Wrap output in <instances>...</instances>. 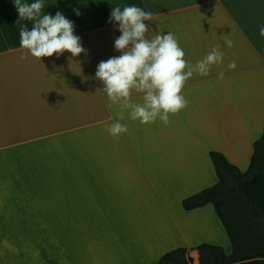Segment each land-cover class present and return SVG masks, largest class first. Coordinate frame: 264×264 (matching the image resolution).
Wrapping results in <instances>:
<instances>
[{"label":"crops","instance_id":"0c3cea01","mask_svg":"<svg viewBox=\"0 0 264 264\" xmlns=\"http://www.w3.org/2000/svg\"><path fill=\"white\" fill-rule=\"evenodd\" d=\"M43 5L42 14L59 11L74 23L86 51L21 59L19 30L33 22L17 24L14 0H0V264H159L178 249L200 260L204 245L231 256L214 206L188 211L183 201L219 182L211 152L246 172L263 137L264 0ZM130 5L154 14L148 38L172 32L189 63L216 46L224 57L207 76L189 78V103L167 126L125 113L128 131L113 138L105 126L120 110L97 91L95 72L121 54V33L108 21L114 7ZM131 99L142 103L141 94Z\"/></svg>","mask_w":264,"mask_h":264},{"label":"clouds","instance_id":"9594fccd","mask_svg":"<svg viewBox=\"0 0 264 264\" xmlns=\"http://www.w3.org/2000/svg\"><path fill=\"white\" fill-rule=\"evenodd\" d=\"M18 13L17 24L22 20L33 22L31 30L21 25L19 30V47L24 50L21 59L30 55L36 60L59 57L67 52L71 57L85 53L80 37L74 34V23L61 12L55 16L42 14L43 0L23 3L14 0ZM79 16L78 10H75ZM154 14L142 8L130 5L123 9L117 6L111 10L109 23L118 26L121 35L115 39L114 48L121 54L113 56L97 65L95 79L103 85L109 107L118 106V120L106 125V131L113 138L128 131V126L120 121L127 117L141 125L155 123L157 119L165 126L170 123V115L178 114L188 105L182 95L185 83L194 74L207 76L213 65L223 62L224 53L219 46L213 47L202 59L189 63L184 59V50L179 46L172 32L156 34L148 38L146 33L150 26L145 21H152ZM259 35L264 38V26H260ZM227 47L232 41L225 39ZM229 70L236 68V61L227 65ZM224 73L220 72L219 79ZM133 92L141 94L142 103L133 102Z\"/></svg>","mask_w":264,"mask_h":264},{"label":"rangeland","instance_id":"374dc122","mask_svg":"<svg viewBox=\"0 0 264 264\" xmlns=\"http://www.w3.org/2000/svg\"><path fill=\"white\" fill-rule=\"evenodd\" d=\"M258 160L246 179L251 180L255 174L264 176V141L259 144ZM223 194L225 201L220 198V208L225 214V221L235 238L237 256H255L264 252V210L252 203L239 187L234 175L223 172ZM222 201V203H221ZM199 260L190 253L176 255L174 262L165 264H228L220 252L206 251ZM258 264L264 263V258L258 259Z\"/></svg>","mask_w":264,"mask_h":264},{"label":"trees","instance_id":"16d2710c","mask_svg":"<svg viewBox=\"0 0 264 264\" xmlns=\"http://www.w3.org/2000/svg\"><path fill=\"white\" fill-rule=\"evenodd\" d=\"M263 141H264V134L262 139L255 145V154L253 156L251 166L246 172H241L236 166L229 163L223 155L217 152H211L210 157L214 163L219 182L215 186L205 189L200 193L190 198H187L183 201V207L185 210L188 211L196 208L204 207L208 204H212L214 206L234 246V251L231 256L226 257L222 253L224 259L228 261V264H258L260 262L258 259L264 258V252L257 253L255 256H249V255L237 256L235 238L230 230L229 224L225 221L224 218L225 214L221 210L220 202L218 201L219 198L222 201H225V199L221 197L224 191L222 187H223V177H224L223 172H225L227 174L234 175L239 183L238 184L239 187L241 188L243 193L247 196V198L252 203L257 204L261 209L264 210V176L261 174H255L251 180L246 179V176H248L251 173L252 169L254 168L258 160V155H259L258 147L259 144ZM203 248H208L210 249L211 252H215L216 249V247L208 246V245L201 246L199 249L201 250ZM185 254H187L186 249H178L176 251L170 252L162 257L159 264L174 262L176 255H185ZM213 264H220V263L214 262Z\"/></svg>","mask_w":264,"mask_h":264}]
</instances>
